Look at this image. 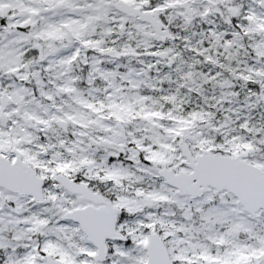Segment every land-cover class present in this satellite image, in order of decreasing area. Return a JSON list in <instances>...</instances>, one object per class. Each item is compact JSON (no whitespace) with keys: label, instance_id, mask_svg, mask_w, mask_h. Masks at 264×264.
Returning <instances> with one entry per match:
<instances>
[{"label":"snow or ice","instance_id":"obj_1","mask_svg":"<svg viewBox=\"0 0 264 264\" xmlns=\"http://www.w3.org/2000/svg\"><path fill=\"white\" fill-rule=\"evenodd\" d=\"M0 264H264V0H0Z\"/></svg>","mask_w":264,"mask_h":264}]
</instances>
